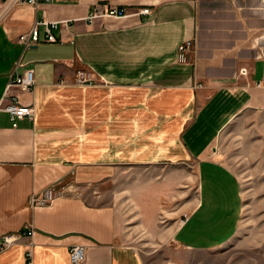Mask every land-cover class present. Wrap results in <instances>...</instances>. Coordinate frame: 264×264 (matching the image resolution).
I'll return each mask as SVG.
<instances>
[{
	"label": "crops",
	"instance_id": "0c3cea01",
	"mask_svg": "<svg viewBox=\"0 0 264 264\" xmlns=\"http://www.w3.org/2000/svg\"><path fill=\"white\" fill-rule=\"evenodd\" d=\"M97 4L128 14L90 22ZM36 21L58 42H45L42 24L40 42L25 48L19 37ZM188 40L193 63L178 60ZM17 63L18 75L33 72L30 92L6 89ZM79 72L91 80L78 84ZM7 95L34 119L13 128L0 111V238L25 226L34 235L1 252L0 264H26L28 252L31 264H70L77 245L81 264H147L107 202L121 166L193 164L194 206L173 240L219 248L237 232L243 200L213 145L242 111L264 108V0H50L7 11L0 0V108ZM52 187L60 192L34 206Z\"/></svg>",
	"mask_w": 264,
	"mask_h": 264
},
{
	"label": "rangeland",
	"instance_id": "374dc122",
	"mask_svg": "<svg viewBox=\"0 0 264 264\" xmlns=\"http://www.w3.org/2000/svg\"><path fill=\"white\" fill-rule=\"evenodd\" d=\"M212 153L237 178L243 200L237 232L219 248L188 249L173 240L194 206L193 164L121 166L111 176L107 202L115 208L124 242L137 248L147 264H264V108L237 115Z\"/></svg>",
	"mask_w": 264,
	"mask_h": 264
},
{
	"label": "built area",
	"instance_id": "2783aa9c",
	"mask_svg": "<svg viewBox=\"0 0 264 264\" xmlns=\"http://www.w3.org/2000/svg\"><path fill=\"white\" fill-rule=\"evenodd\" d=\"M49 2L50 0H2V10L7 11L13 6L19 4H28L36 7L39 2ZM145 13V10L137 11V14ZM128 10L125 7L111 6L108 4H97L95 5L87 19L92 22L98 18H122L127 16ZM44 24L46 26V36L45 42L57 43L58 40L51 34L50 29L47 27L48 24L45 22L36 21L28 34L19 37V42H21L25 48H29L33 45H37L40 42L39 38V26ZM57 23H53L51 27H56ZM62 26L66 27L67 23H62ZM195 51V42L193 40H188L181 43L177 48L178 60L185 63H193L195 61L190 60V56H193ZM15 65L13 72L9 75V80L7 83V91L11 89H18L22 92H30L34 86V77L32 70H26L23 75H18L16 73ZM91 79L84 73L79 72L76 78L78 84H85ZM10 99L9 103L0 111L7 112L9 115V120L12 123V127H17V122L29 118L34 119V110L31 106H25L18 102V97L15 95H7ZM54 188L46 190L42 196H33L31 202L34 206H44L54 197ZM34 235V229L31 226H25L20 232L15 234H7L0 238V253L11 247L17 240L23 237H32ZM85 260V247L84 246H72L69 249V261L70 264H81ZM26 264H31V255L28 252L26 255Z\"/></svg>",
	"mask_w": 264,
	"mask_h": 264
}]
</instances>
